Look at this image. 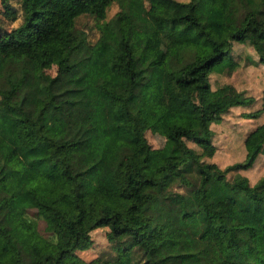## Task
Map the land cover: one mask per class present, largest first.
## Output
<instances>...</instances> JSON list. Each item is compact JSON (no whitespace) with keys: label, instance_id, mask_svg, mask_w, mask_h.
<instances>
[{"label":"trees","instance_id":"obj_1","mask_svg":"<svg viewBox=\"0 0 264 264\" xmlns=\"http://www.w3.org/2000/svg\"><path fill=\"white\" fill-rule=\"evenodd\" d=\"M111 2L117 9L106 18ZM0 4V264H264V173L244 172L264 153V121L242 135L238 158L208 159L210 124L254 99L227 81L211 87L209 73L234 68L232 41L247 42L264 64V0ZM148 13L196 29L179 31L193 46L190 63L154 66L150 78L188 85L189 120L165 126L175 155L153 151L135 120L147 84L131 65L136 55L151 58ZM81 14L95 21L93 41L75 25ZM212 21L223 38L209 33ZM263 110L264 88L259 106L240 114ZM28 208L53 239L35 231ZM100 225L115 254L80 257Z\"/></svg>","mask_w":264,"mask_h":264},{"label":"rangeland","instance_id":"obj_2","mask_svg":"<svg viewBox=\"0 0 264 264\" xmlns=\"http://www.w3.org/2000/svg\"><path fill=\"white\" fill-rule=\"evenodd\" d=\"M11 3L14 7H18L15 1ZM116 9L117 4L111 2L106 8L105 17H109ZM148 15L153 28L149 35L151 58L145 61L140 55H136L131 65L135 78L147 84L144 97L134 111L135 120L153 151L160 150L162 155H175L179 154V150L172 141L166 139L165 126L171 122L186 123L189 120L192 109L187 103L188 85L171 83L158 86L150 83V78L154 66L161 65L169 70H175L190 63L194 56L193 46L180 35L179 31L194 35L196 29L182 22L169 26L160 15L153 13H148ZM18 20L19 17L13 21L5 18V26L14 25ZM75 25L85 31L89 41H93L97 36V27L91 15H79L75 20ZM206 27L209 33L216 38H223L225 35V28L215 21L210 22ZM229 54L236 61V65L228 73L225 68L218 72H210L208 76L210 86L214 87L227 81L245 90L246 93L252 94L254 99L247 105L229 108L222 114L219 122L210 124L211 140L215 145V150L208 159L219 166L238 158L241 154L242 135L256 123L264 121V110L253 118H245L240 114L241 111L259 106L261 89L264 88V64L258 61L255 51L245 41H232ZM186 143L197 149L192 141L187 140ZM159 162L160 157L147 156V163L151 167L157 166ZM244 172L248 178H257V175L264 173V153H260L253 165ZM172 186L178 189L183 187H177L175 184ZM22 214L36 232L49 240L53 239L52 234L43 228L42 217L34 208L23 210ZM106 229L104 225L92 228L89 231L91 242L87 247L77 250V254L84 259L97 255L100 257L113 256L115 251L110 247L105 234ZM137 264L144 263L139 260Z\"/></svg>","mask_w":264,"mask_h":264}]
</instances>
